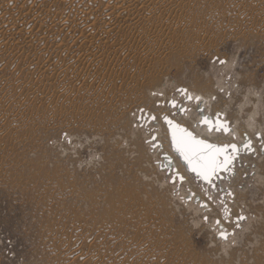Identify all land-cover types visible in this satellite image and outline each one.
Instances as JSON below:
<instances>
[{
    "label": "rangeland",
    "instance_id": "rangeland-1",
    "mask_svg": "<svg viewBox=\"0 0 264 264\" xmlns=\"http://www.w3.org/2000/svg\"><path fill=\"white\" fill-rule=\"evenodd\" d=\"M182 87L231 120L264 97V0H0V264H264V132L199 181L163 119L193 129Z\"/></svg>",
    "mask_w": 264,
    "mask_h": 264
},
{
    "label": "snow or ice",
    "instance_id": "snow-or-ice-1",
    "mask_svg": "<svg viewBox=\"0 0 264 264\" xmlns=\"http://www.w3.org/2000/svg\"><path fill=\"white\" fill-rule=\"evenodd\" d=\"M224 63V61H220ZM181 94L185 96L188 101H195L197 105L201 103H206L202 96L193 95L188 92L186 88L177 89ZM162 95V93H160ZM157 95V93H153ZM215 99V97H212ZM172 107H177L176 102L173 100L171 102ZM143 111V109H141ZM180 111L182 113L188 112L189 109L181 107ZM222 114L217 113L214 118H209L208 116H203L198 122V125H204L208 132L216 131L222 133H230L232 130L228 125L226 120L221 119ZM153 120L156 119L155 116L152 117ZM165 123L171 132V142L175 150L183 159L188 163L191 171L197 173V175L209 183L212 182V177L218 172V170H228V166L232 163L234 156H229V148L232 153H238L239 149L236 144H225L218 145L215 143H209L206 139L198 138L192 131L182 125L176 123L173 119L169 117H164ZM155 139V137H153ZM157 145H153L156 147ZM246 149L251 150V141L244 145ZM184 177L181 176L180 180ZM175 182V181H174ZM207 219V217H205ZM244 217L240 216L238 220H243ZM217 224L220 223L219 220L216 221ZM222 238H227L224 232L220 233Z\"/></svg>",
    "mask_w": 264,
    "mask_h": 264
},
{
    "label": "bare ground",
    "instance_id": "bare-ground-1",
    "mask_svg": "<svg viewBox=\"0 0 264 264\" xmlns=\"http://www.w3.org/2000/svg\"><path fill=\"white\" fill-rule=\"evenodd\" d=\"M85 1H87L88 3H91L92 2V0H85ZM114 3L116 4L115 1L113 2V4ZM111 4H112V2H111ZM117 5L118 4L114 5L116 7L114 9H117ZM114 6H112V7H114ZM131 8H130V6H128L126 8L127 9V10H125L126 16L127 15H130ZM90 10H91L90 7L87 6V7H85L84 10H82L83 12H80L81 19H82V25L83 24L88 25L87 24V21L91 17L90 16ZM11 29H13V28H11ZM232 62H234V61H232ZM229 66H230V68H231V66L233 67L232 63H230ZM222 82H223V80H218L217 81V86H220L222 84ZM188 90H190L188 92L191 93V94H193V95H200V96H202L203 99H204V101L206 102V103L199 104L200 106H204L205 107V111H200L199 112L198 111L199 105H197L195 107L196 109L194 111H192V108H188L189 109V114H184V115H186L185 116V119H188L191 122L189 125L193 124L192 131L197 136H200V137H204V136L206 137L207 136V137L211 138L212 141L219 142V143H228L229 142L228 137H232V138L238 139L239 141H240V139H242L243 142H246L247 140H251L250 138H253V135H255L256 133H258V132L263 133L264 132V125H263V123L261 124L259 122V120H258V117L261 115V112L263 110V105H264V97H263V95H261L262 94L261 92H256L253 88H250V89L247 88V90H245V92L243 94V98H242L241 103H240L241 106H239V110L237 112L238 116L237 117H233L232 116L233 117L232 118L233 120H231V118L229 119L230 125L232 126V132L229 133V134L222 133L221 135H219V134H216V133H210V132L208 133L206 131V128L205 127H202L200 125L197 126L195 124L196 121H198L202 115H205L206 114V112H208V114H211L210 111L212 112V110H213V103H214V101L216 99L215 94H213L211 92L204 93L202 91L192 90L189 87H188ZM120 94L121 93L119 91H113L112 96L118 97ZM212 97H215V99H212ZM228 106L226 108L223 107L224 109H220L217 112V113H221V114L225 115L226 120H227V117L228 118L230 117V115H228V110H229L228 109ZM181 124L182 125H185L183 122ZM243 124H246L247 125V127H246L247 128V132H246L247 134H246V136L243 134L242 129H241L242 128L241 125H243ZM162 127H163L162 129H164V126H162ZM159 137H160V140H161L163 146L165 148H168L169 146L167 144L168 143L167 130L166 129L161 130V132L159 133ZM226 140H228V141H226ZM233 141H234V139H233ZM243 142L241 141V143H243ZM255 142L256 141L254 140L253 144H255ZM241 143H239V144H241ZM168 150H169V148H168ZM168 150H167V152H168ZM175 163L178 166V167L175 166L176 167V170H178L180 173H182L183 172V167L179 164V162L176 159H175ZM180 173H177V174H180Z\"/></svg>",
    "mask_w": 264,
    "mask_h": 264
},
{
    "label": "water",
    "instance_id": "water-1",
    "mask_svg": "<svg viewBox=\"0 0 264 264\" xmlns=\"http://www.w3.org/2000/svg\"><path fill=\"white\" fill-rule=\"evenodd\" d=\"M182 88H185V87H182ZM184 96V95H183ZM185 97V96H184ZM175 101V100H174ZM185 101H187V102H189L186 98H185ZM176 102V101H175ZM193 103H195L196 104V102L195 101H192ZM177 103V102H176ZM177 105H179V104H177ZM197 105V104H196ZM181 106V105H180ZM182 107H185V108H187L188 109V107L187 106H182ZM181 108V107H180ZM198 111L200 112V111H205V107L204 106H200L199 105V107H198ZM146 114V116H148V118H149V121H153V119H152V117L154 116V115H150V114H148L147 112L145 113ZM145 116V117H146ZM203 116H208L209 118H214L215 116H216V114L213 116V115H211V114H208V113H206L205 115H202L201 117H200V119L195 123L196 125H198V122L201 120V118L203 117ZM164 119V118H163ZM171 119V118H170ZM221 119L222 120H226V118H225V115H223L222 114V116H221ZM175 121V120H174ZM227 122H228V125H229V127L231 128V130H232V126L230 125V122L228 121V120H226ZM176 122V121H175ZM177 123V122H176ZM179 124V123H178ZM167 125V124H166ZM183 127H186L185 125H182ZM200 126H204V125H200ZM167 128H168V125H167ZM186 128H188V127H186ZM188 130L189 131H192L191 129H189L188 128ZM193 132V131H192ZM213 132H216V131H212V132H210V133H213ZM232 132V131H231ZM230 132V133H231ZM168 133H169V138H170V142H171V132H170V129L168 128ZM194 133V132H193ZM216 133H221V132H216ZM195 134V133H194ZM224 134H229V133H224ZM196 135V134H195ZM197 136V135H196ZM198 138H201V139H204V138H202V137H200V136H197ZM258 137H260V134H258ZM207 140V139H206ZM209 143H215V144H218V145H225V144H219V143H216V142H211V141H209V140H207ZM249 141H251V140H247L246 142H243V143H241V144H238V143H230V144H236L237 145V148L239 149V152L238 153H232V150L229 148V150H228V155L229 156H234V159H232V163L228 166V170H218V172L212 177V181L214 180V179H216V178H219V179H227V178H229V176L230 175H233L234 173H235V170H234V167H235V164H236V162H237V159L240 157V155L241 154H245V153H253L254 151H255V147H254V145H253V142L251 141V150H249V149H246L245 147H244V145L246 144V143H248ZM157 143H159V142H157ZM229 144V145H230ZM171 146H172V149H173V151H174V153L176 154V155H178V157L180 158V160H181V162L184 164V166L186 167V169H187V171L189 172V173H191V174H193L197 179H199L201 182H203V183H205V184H210L208 181H206V180H204L203 178H201V177H199L198 175H197V173H195V172H193V171H191V169H190V167H189V165H188V163L183 159V157H181L180 155H179V153H177L176 152V150H175V148H174V146L172 145V142H171ZM165 156H166V158H167V160L169 161V163H171L172 162V159L171 158H169L168 156V154H165ZM167 167L169 168V171L171 170V169H174V171H176L177 172V170H176V167H174V166H171V165H167ZM178 175V178H179V180H180V177H181V175L180 174H177Z\"/></svg>",
    "mask_w": 264,
    "mask_h": 264
},
{
    "label": "crops",
    "instance_id": "crops-1",
    "mask_svg": "<svg viewBox=\"0 0 264 264\" xmlns=\"http://www.w3.org/2000/svg\"><path fill=\"white\" fill-rule=\"evenodd\" d=\"M221 92H224L225 94H226V97L227 98H229V94L227 93V92H225V90L223 89V90H221ZM226 105H228V104H226ZM223 107H224V105H223ZM222 107V108H223ZM229 109V113L228 114H231L232 113V111L230 110V108H228ZM217 111V110H216ZM213 112H215V110L213 109V111L211 112L210 111V113H211V115H215L216 114V112L213 114ZM227 120L229 121V118L227 117ZM231 121V120H230ZM197 122V121H196ZM202 127H205V126H202ZM206 128V127H205ZM207 131V130H206ZM208 132V131H207ZM209 133V132H208ZM213 133H216V132H213ZM222 133V132H221ZM221 133H216V134H221ZM202 138H204V139H207V140H209V141H211V142H214V141H212V140H210L209 138H207V137H202ZM216 143H219V142H216ZM219 144H227V143H219ZM228 144H230V143H228ZM193 175V174H192ZM235 175V173L233 174V176ZM195 177V176H194ZM197 179V178H196ZM217 179H219V178H216V180ZM199 180V179H198ZM223 180H226V181H229L230 180V178H227V179H223ZM200 181V180H199Z\"/></svg>",
    "mask_w": 264,
    "mask_h": 264
}]
</instances>
